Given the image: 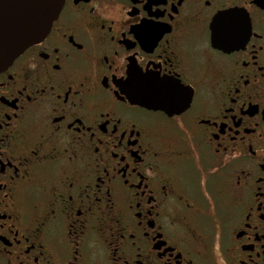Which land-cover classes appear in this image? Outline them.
I'll return each instance as SVG.
<instances>
[{
  "label": "flooded vegetation",
  "instance_id": "obj_1",
  "mask_svg": "<svg viewBox=\"0 0 264 264\" xmlns=\"http://www.w3.org/2000/svg\"><path fill=\"white\" fill-rule=\"evenodd\" d=\"M0 264H264V0H64L0 71Z\"/></svg>",
  "mask_w": 264,
  "mask_h": 264
},
{
  "label": "water",
  "instance_id": "obj_2",
  "mask_svg": "<svg viewBox=\"0 0 264 264\" xmlns=\"http://www.w3.org/2000/svg\"><path fill=\"white\" fill-rule=\"evenodd\" d=\"M64 0H0V71L50 31Z\"/></svg>",
  "mask_w": 264,
  "mask_h": 264
},
{
  "label": "snow or ice",
  "instance_id": "obj_3",
  "mask_svg": "<svg viewBox=\"0 0 264 264\" xmlns=\"http://www.w3.org/2000/svg\"><path fill=\"white\" fill-rule=\"evenodd\" d=\"M128 88H136L139 86L138 82L131 78L129 81L125 82ZM151 87L156 90L158 93L163 94L166 93L171 87L163 78L156 80L152 83Z\"/></svg>",
  "mask_w": 264,
  "mask_h": 264
}]
</instances>
